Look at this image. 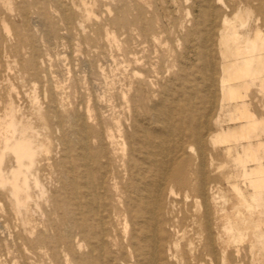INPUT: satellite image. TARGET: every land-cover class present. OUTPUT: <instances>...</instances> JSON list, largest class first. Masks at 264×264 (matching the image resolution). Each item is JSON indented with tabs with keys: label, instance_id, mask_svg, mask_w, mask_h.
Returning a JSON list of instances; mask_svg holds the SVG:
<instances>
[{
	"label": "rangeland",
	"instance_id": "374dc122",
	"mask_svg": "<svg viewBox=\"0 0 264 264\" xmlns=\"http://www.w3.org/2000/svg\"><path fill=\"white\" fill-rule=\"evenodd\" d=\"M213 3L217 12L215 31L223 15L232 19L247 9L248 26L254 30L259 19L264 33V0ZM202 11L201 0H0V21L4 17L7 24L6 32L0 25V118L10 108L16 112L36 109L39 115L34 124L44 136L46 156L50 159L49 165L42 163L39 176L44 194L40 188L34 190L33 220L37 231L47 230L50 236L55 235L47 226L45 213L55 206L62 208L65 200L66 144H75V122L84 121L87 128L97 129L101 119L106 127L111 124L114 131L128 132L125 122L131 115V100L137 98V85L144 82L146 91H180L183 83L189 81L196 90L194 109H199V98L208 102L205 114L193 117L202 125L208 121V195L204 200L194 192L188 198L182 191L177 193L175 214L182 227L174 237L178 243L174 249L176 262L181 263L182 247L188 241L199 245L197 234L206 205L208 237L213 244H208V257L202 264H264V247L253 238L248 221H241L251 220L257 211L249 198L251 191L236 178L238 166L226 154L225 146L211 142L216 132L237 124L230 121L235 102L221 101L219 82L223 74L216 39L209 44L200 36ZM205 44L210 48L205 49ZM150 79L158 85L151 87ZM243 95L259 123L256 134L264 144V89L255 82ZM175 102L182 110L190 108L178 98ZM19 115L16 113V118ZM169 120L178 123L180 115L173 114ZM150 127L160 125L151 123ZM199 157L198 147L185 139L180 160L187 170L196 168ZM74 175L79 181L76 164ZM227 177L247 197V202H242L231 189ZM50 219L55 221L57 217L50 215ZM229 221L238 222L239 233L229 230ZM108 229L119 243L126 244L129 227L123 216L111 219ZM8 231L14 234V222ZM17 245L19 253L13 251L10 264L21 262L22 250ZM38 263L49 264L45 256Z\"/></svg>",
	"mask_w": 264,
	"mask_h": 264
},
{
	"label": "bare ground",
	"instance_id": "6f19581e",
	"mask_svg": "<svg viewBox=\"0 0 264 264\" xmlns=\"http://www.w3.org/2000/svg\"><path fill=\"white\" fill-rule=\"evenodd\" d=\"M213 2L201 0L200 36L209 44L216 39L223 74L219 82L221 101L235 102L230 121L237 125L216 132L211 142L225 146L226 154L238 166L236 178L251 191L249 198L257 211L251 220L241 221H248L254 231L253 238L263 248L264 144L256 134L259 123L249 104L244 102L243 92L255 82L264 89V33L259 19L254 30L248 26L247 9L232 19L223 15L215 31L217 12ZM0 25L6 32L4 17ZM209 44L204 48H210ZM205 80L208 85V77ZM148 82L151 87L158 85L151 79ZM145 85L144 82L137 85V98L131 100V115L125 122L130 131H114L111 124L108 128L101 119L97 121V129L87 128L84 121L73 124L75 144H66L65 200L62 208L55 206L45 213L47 226L55 231L53 236L47 230L37 231L33 220L34 190L41 186L39 176L43 165L50 164L44 136L34 124L38 111L28 108L16 112L10 108L3 114L0 118V263L3 260V264H10L8 259L13 251L19 253L17 244H20L21 262L17 264H39L42 256L49 264H177L174 249L178 243L174 237L182 227L175 214L177 193L182 191L188 198L194 192L204 200L208 195L205 160L208 121L202 125L193 118L205 114L208 102L199 98V109H194L196 90L189 81L183 83L180 91L169 88L146 91ZM176 98L190 108H179ZM16 113L20 114L18 118ZM173 114L180 115L178 123L170 122ZM151 123L160 127L151 128ZM185 139L195 144L200 153L194 170H187L185 162L180 160ZM72 150H75L74 158ZM74 164L79 169V181L75 179ZM228 179L231 189L242 202H247V197ZM40 189L44 194L43 186ZM50 215H56L57 220H51ZM122 216L129 227L126 244L119 243L108 229L111 219ZM201 220L199 245L188 241L182 247L180 264H202L208 257V244H213V240L208 237L206 205ZM12 222L14 234L8 231ZM229 225L233 234L239 233L237 221H229Z\"/></svg>",
	"mask_w": 264,
	"mask_h": 264
}]
</instances>
